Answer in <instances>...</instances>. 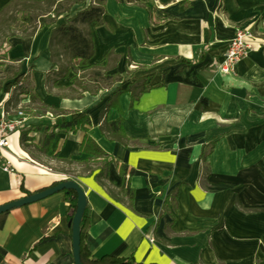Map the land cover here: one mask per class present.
<instances>
[{
  "label": "crops",
  "instance_id": "1",
  "mask_svg": "<svg viewBox=\"0 0 264 264\" xmlns=\"http://www.w3.org/2000/svg\"><path fill=\"white\" fill-rule=\"evenodd\" d=\"M8 1L0 0V9ZM105 6L104 24L92 29L89 64L122 77L105 94L61 97L58 88L72 86V74L48 92L49 29L5 42L8 62L20 60L18 82L29 75L41 102L21 100L25 110L40 113L24 127L25 145L20 130L10 135L3 154L13 172L0 169V206L65 179L44 159L57 154L80 163L88 157L80 151L81 130L58 131L50 150L43 149L47 127L63 113L72 119L79 112L90 118L89 135L99 147L135 170L129 181L133 209L114 201L91 176L70 178L90 208L91 258L264 264V0H106ZM238 28L263 32L235 73H219L213 62L223 60ZM142 78L147 93L131 107V94H123L121 112L108 109L115 87ZM13 93L9 87L0 94V112ZM120 117L133 140L129 146L100 131ZM109 182L121 184L114 164ZM68 209L60 192L1 214L0 264H74Z\"/></svg>",
  "mask_w": 264,
  "mask_h": 264
},
{
  "label": "trees",
  "instance_id": "2",
  "mask_svg": "<svg viewBox=\"0 0 264 264\" xmlns=\"http://www.w3.org/2000/svg\"><path fill=\"white\" fill-rule=\"evenodd\" d=\"M126 1L134 2L136 0ZM105 5L106 0H9L0 9V94L9 87L14 89L13 95L4 103L3 107L6 113L14 115L23 97H29L31 103H38L41 100L34 92L33 82L29 75L22 77L21 83L18 82L21 76L16 63L20 60L8 62L6 53H1L5 49L4 44L12 37H34L45 28L49 29L48 51L52 65L46 77L48 92L51 93L56 83L61 79L68 78L70 74H72L70 78L72 86L67 89L58 88L64 91L59 93L64 98H80L86 92L96 95L100 90L112 89L114 84L122 82L121 76L107 75L101 67H93L89 64L95 54L92 29L104 24ZM76 62L78 63L76 64ZM146 80V78L136 80L128 84L126 88L115 87L110 92L108 109L115 108L121 112L119 98L126 93L131 94V107L135 101L150 90V87L146 86ZM42 106L45 107V105ZM64 114L57 118L53 125L47 127V130L51 131L45 136L43 149L46 152L50 150L58 131L73 133L77 130L83 131L85 136L80 151L88 157L77 163L86 173L85 175L93 177L114 201L126 204L130 209H133L135 191L131 188L129 181L135 170L129 171L126 164L120 163L99 147L89 135V127L92 124L87 115L79 116V112H73L78 116L67 119ZM100 131L112 142L117 141L125 146H129L133 142L125 134L122 117L114 122L105 121L100 126ZM20 132L22 143L25 145L30 140L26 128L20 129ZM211 150L208 153L206 151L203 155L204 163H207V156ZM112 164L116 166L121 176L119 187L109 182ZM70 178L65 177L64 180L56 181L50 187L63 181L72 180ZM63 194L69 205L67 213L69 226L77 209V193L74 190H66L63 191ZM166 205L167 199L164 203V206ZM89 228L90 208L87 203L80 223L82 264H140L132 258L110 255L96 259L91 258L87 246ZM69 229L70 237H72V227L69 226Z\"/></svg>",
  "mask_w": 264,
  "mask_h": 264
},
{
  "label": "built area",
  "instance_id": "3",
  "mask_svg": "<svg viewBox=\"0 0 264 264\" xmlns=\"http://www.w3.org/2000/svg\"><path fill=\"white\" fill-rule=\"evenodd\" d=\"M254 39L251 29H236L234 38L228 43L223 60L214 61L213 66L219 73L225 75L235 73L240 62L248 58L254 50ZM25 121L22 105L15 111L14 115L6 113L4 107H2L0 112V169L4 172H13L10 161L3 154L4 150L9 147L10 135L24 128Z\"/></svg>",
  "mask_w": 264,
  "mask_h": 264
},
{
  "label": "water",
  "instance_id": "4",
  "mask_svg": "<svg viewBox=\"0 0 264 264\" xmlns=\"http://www.w3.org/2000/svg\"><path fill=\"white\" fill-rule=\"evenodd\" d=\"M74 190L77 193V209L72 222L69 226L72 227V247H73V257L74 264H82L80 249H81V233H80V223L87 205V199L84 190L81 186L74 180L63 181L54 187H50L46 190L28 195L16 201H12L0 206V215L10 212L12 210L36 203L49 196L63 191Z\"/></svg>",
  "mask_w": 264,
  "mask_h": 264
},
{
  "label": "rangeland",
  "instance_id": "5",
  "mask_svg": "<svg viewBox=\"0 0 264 264\" xmlns=\"http://www.w3.org/2000/svg\"><path fill=\"white\" fill-rule=\"evenodd\" d=\"M247 29V28H244ZM253 31V35L255 37V41H256V37L260 36L258 33H262L260 29H256L254 30L251 29ZM255 49V48H254ZM2 53V52H1ZM218 71V70H217ZM117 86V85H116ZM106 93L105 89H104V94ZM22 110L24 112V116L26 118L25 121V126L27 127V125L30 123H36V119L35 116L37 114L40 113V111H35V112H30L29 109L25 110L24 107H22ZM28 118H30L31 120H28ZM35 121V122H33ZM44 163L50 167V169L62 176V177H77V176H81V175H85L86 173L82 170V168L80 167L79 163H77L75 161V159H73L72 157H64V156H58L57 154L51 156L50 158L48 157V159H44Z\"/></svg>",
  "mask_w": 264,
  "mask_h": 264
}]
</instances>
